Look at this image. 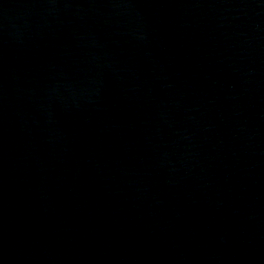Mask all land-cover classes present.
<instances>
[{
	"label": "water",
	"instance_id": "obj_1",
	"mask_svg": "<svg viewBox=\"0 0 264 264\" xmlns=\"http://www.w3.org/2000/svg\"><path fill=\"white\" fill-rule=\"evenodd\" d=\"M0 264H264V0H0Z\"/></svg>",
	"mask_w": 264,
	"mask_h": 264
}]
</instances>
